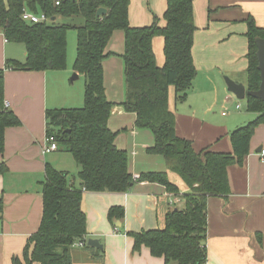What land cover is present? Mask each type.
<instances>
[{"label":"crops","instance_id":"obj_1","mask_svg":"<svg viewBox=\"0 0 264 264\" xmlns=\"http://www.w3.org/2000/svg\"><path fill=\"white\" fill-rule=\"evenodd\" d=\"M166 5L167 0H129L128 23L134 27L146 26L156 18L162 27L166 24ZM192 10L195 30L191 54L196 74L184 100H175L173 87L168 90L175 134L190 140L195 151L208 148L231 152L229 134L257 114L246 109L245 99L238 100L227 91L224 77L247 87L245 19L252 16L256 25L264 28V0H193ZM152 50L156 64L162 66V36L152 38ZM123 51V31L115 30L104 49L107 56L102 60L105 96L114 103L107 122L109 129L116 132L114 143L127 152L128 169L133 177L150 171H166L179 191L169 193L162 184L147 180L135 181L125 192L83 191L85 244H73L69 250L70 264H177L153 256L146 246L134 250L133 239L125 234L163 228L166 213L172 208L184 207L183 195L189 189L176 174L167 170L161 155L146 152L153 145L151 131L136 128L135 113L127 112L121 105L126 94L120 56ZM25 56V46L7 41L0 31V69L6 59L22 62ZM67 76L65 69H5L3 72V100L20 123L5 128L4 147L0 152V163L7 167L0 174V264H14L13 257L22 260L28 237L39 227L45 165L62 170L58 160L52 157L59 147L44 155L41 147L46 135V109L79 107L83 103L84 87L70 90L66 86L72 81H67ZM262 150L264 124L255 128L242 162L227 167L230 192L207 199L206 264H264ZM78 170L79 167L69 183L78 185ZM111 206L123 207L122 219L108 218ZM118 223L121 225L117 226ZM89 238L99 240L102 249L98 253L95 247L86 244Z\"/></svg>","mask_w":264,"mask_h":264},{"label":"trees","instance_id":"obj_2","mask_svg":"<svg viewBox=\"0 0 264 264\" xmlns=\"http://www.w3.org/2000/svg\"><path fill=\"white\" fill-rule=\"evenodd\" d=\"M0 0V31L7 41L25 46L24 61L6 59L0 69V152L4 147L5 128L20 123L3 100V72L13 70H62L66 67V35L70 28L58 18L80 16L76 31L73 71L84 77L83 104L72 108L45 111L46 134L53 135L59 148L71 154L79 167L78 185L69 183L68 172L45 165L41 182L42 217L38 229L28 237L22 260L14 264H70L69 250L76 241H85L86 216L81 207L83 191L125 192L135 181L162 184L167 192L178 193L166 171H150L133 178L128 169V155L115 143L116 132L107 125L114 103L105 96L102 60L107 42L115 30L124 34L125 99L121 105L134 112L135 127L148 129L153 145L147 153L161 155L169 172L176 174L189 191L183 195L184 207L166 213L163 228L125 232L133 239V249L149 248L153 256L177 264H206L207 199L229 192L227 167L241 163L249 151L255 128L264 124V99L246 96V109L256 117L229 134L231 152L208 148L195 151L190 140L175 134V119L168 106V90L173 87L175 100H184L191 88L196 69L191 47L195 25L193 0H167L164 19L156 18L146 26H130L127 18L129 0ZM99 7L106 13L98 18ZM23 8L44 12L49 20L30 23L21 18ZM53 19V20H52ZM247 40V90L260 84L257 68L256 38L264 37V28L252 16L245 19ZM163 37L164 63L158 66L152 50V38ZM7 171L0 163V174ZM122 206H111L108 218L122 219ZM22 261V262H21Z\"/></svg>","mask_w":264,"mask_h":264},{"label":"rangeland","instance_id":"obj_3","mask_svg":"<svg viewBox=\"0 0 264 264\" xmlns=\"http://www.w3.org/2000/svg\"><path fill=\"white\" fill-rule=\"evenodd\" d=\"M57 22L62 23V24H66L68 25L70 28L67 31V37H66V44H67V51H66V67L65 69V73L68 74L67 76V81L71 80L72 75L75 73L73 71V62L75 59V53H76V31L71 28L72 26H78L80 24H82L83 19L80 16H73V17H64V18H58ZM71 82V81H70ZM52 86V84H50ZM84 87V77L83 76H79L77 79H74L71 82L70 86H66L68 87L70 90H77L80 89L81 87ZM83 104V103H82ZM79 105L80 106H82ZM61 108H67V106H63ZM52 157L55 158L56 160H58L61 168L63 171H67L69 174V179L72 178L73 174H76V170H77V165L73 159V157L71 156V154L69 152H67L65 149L63 148H59L57 151H54L52 153Z\"/></svg>","mask_w":264,"mask_h":264},{"label":"water","instance_id":"obj_4","mask_svg":"<svg viewBox=\"0 0 264 264\" xmlns=\"http://www.w3.org/2000/svg\"><path fill=\"white\" fill-rule=\"evenodd\" d=\"M106 13V8L99 7L95 12V17L98 18ZM53 20V19H52ZM256 55H257V68L259 70L260 84L257 90H247L244 84L237 83L229 77L225 76L224 81L226 84L227 91L231 92L238 100H243L246 96H252L259 99H264V37L256 38ZM78 77L77 73H74L71 77V81ZM120 226L121 224H116ZM86 244L96 248V253L102 249V245L100 244L98 239L89 238L86 241Z\"/></svg>","mask_w":264,"mask_h":264},{"label":"built area","instance_id":"obj_5","mask_svg":"<svg viewBox=\"0 0 264 264\" xmlns=\"http://www.w3.org/2000/svg\"><path fill=\"white\" fill-rule=\"evenodd\" d=\"M54 3H55V5H58L59 0H56ZM21 18L24 21H27L30 23H41V22H47L49 20V17L44 12H33L27 8L22 9ZM236 108H239V104L236 105ZM223 114H225V112H223ZM57 147H58V145L54 139V136L46 134L45 138H44L43 145L41 147V153L44 155L46 153H49V152L56 150ZM260 155H261V157L264 156V150H262L260 152ZM133 178H137V176L135 175ZM115 229H117V227H115ZM84 244H85V241H82V240L76 241L74 243V245H79V246H83Z\"/></svg>","mask_w":264,"mask_h":264}]
</instances>
